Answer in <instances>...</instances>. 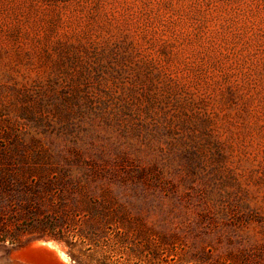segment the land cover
Segmentation results:
<instances>
[{
  "label": "rangeland",
  "instance_id": "374dc122",
  "mask_svg": "<svg viewBox=\"0 0 264 264\" xmlns=\"http://www.w3.org/2000/svg\"><path fill=\"white\" fill-rule=\"evenodd\" d=\"M37 154L102 175L122 264H264V0H0V157Z\"/></svg>",
  "mask_w": 264,
  "mask_h": 264
},
{
  "label": "trees",
  "instance_id": "16d2710c",
  "mask_svg": "<svg viewBox=\"0 0 264 264\" xmlns=\"http://www.w3.org/2000/svg\"><path fill=\"white\" fill-rule=\"evenodd\" d=\"M0 196L5 202L0 206V243L23 247L49 238L65 247L74 264H90L91 258L95 264H122L121 206L86 162L3 155ZM91 246L94 254L88 252Z\"/></svg>",
  "mask_w": 264,
  "mask_h": 264
},
{
  "label": "bare ground",
  "instance_id": "6f19581e",
  "mask_svg": "<svg viewBox=\"0 0 264 264\" xmlns=\"http://www.w3.org/2000/svg\"><path fill=\"white\" fill-rule=\"evenodd\" d=\"M44 246L48 250L52 251L57 257L58 260L62 263L65 264L68 262L67 256L54 244L52 243H35L32 245H29L17 252H14L12 254V257L15 258L17 261L24 262V263H31V264H37L35 261H33V258L35 257V252L34 249L36 247H41Z\"/></svg>",
  "mask_w": 264,
  "mask_h": 264
},
{
  "label": "water",
  "instance_id": "95a60500",
  "mask_svg": "<svg viewBox=\"0 0 264 264\" xmlns=\"http://www.w3.org/2000/svg\"><path fill=\"white\" fill-rule=\"evenodd\" d=\"M40 240H35L27 244V246L39 243ZM44 244H47V241L41 242ZM26 246V245H25ZM35 252V257L33 258V261H35L37 264H62L59 260L58 257L50 250L45 248L44 246L41 247H36L34 249ZM10 254V253H9ZM20 261H17L15 258L12 259V255L10 257L1 255L0 256V264H20Z\"/></svg>",
  "mask_w": 264,
  "mask_h": 264
}]
</instances>
